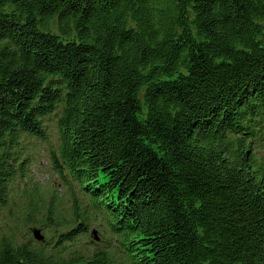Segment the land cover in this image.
<instances>
[{"label":"trees","instance_id":"obj_1","mask_svg":"<svg viewBox=\"0 0 264 264\" xmlns=\"http://www.w3.org/2000/svg\"><path fill=\"white\" fill-rule=\"evenodd\" d=\"M0 264H264V0H0Z\"/></svg>","mask_w":264,"mask_h":264},{"label":"rangeland","instance_id":"obj_2","mask_svg":"<svg viewBox=\"0 0 264 264\" xmlns=\"http://www.w3.org/2000/svg\"><path fill=\"white\" fill-rule=\"evenodd\" d=\"M42 107L43 104L39 107V109H41ZM52 133L55 137L54 132ZM54 140L50 143L51 144L50 146L44 145L43 147L41 146L39 147L36 155L34 156V161L32 164L33 166L31 168V173L29 175L31 179L37 181L36 183L38 184V187L40 189L45 191L48 189H54L57 195V200L60 202L62 201V203L64 204L65 200L62 199V197L64 196L65 193L63 189L59 186L55 176H53L51 170L49 169L48 156L50 149L55 147ZM66 202H67V198H66Z\"/></svg>","mask_w":264,"mask_h":264}]
</instances>
